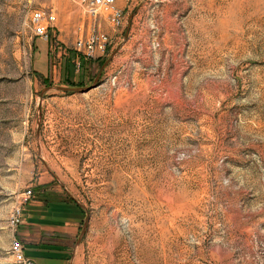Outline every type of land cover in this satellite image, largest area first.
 I'll return each mask as SVG.
<instances>
[{"label":"rangeland","instance_id":"1","mask_svg":"<svg viewBox=\"0 0 264 264\" xmlns=\"http://www.w3.org/2000/svg\"><path fill=\"white\" fill-rule=\"evenodd\" d=\"M115 5L0 0V264L28 189L79 211L73 264H264V0ZM92 32L109 45L85 59Z\"/></svg>","mask_w":264,"mask_h":264},{"label":"crops","instance_id":"2","mask_svg":"<svg viewBox=\"0 0 264 264\" xmlns=\"http://www.w3.org/2000/svg\"><path fill=\"white\" fill-rule=\"evenodd\" d=\"M48 45L46 44L45 47ZM44 48V55L46 51ZM79 211L70 203L59 200L44 204L30 201L23 211L19 240L30 241L25 255L36 264H73L72 243L79 223Z\"/></svg>","mask_w":264,"mask_h":264},{"label":"built area","instance_id":"3","mask_svg":"<svg viewBox=\"0 0 264 264\" xmlns=\"http://www.w3.org/2000/svg\"><path fill=\"white\" fill-rule=\"evenodd\" d=\"M83 9L84 13L92 18L106 15L110 22L116 23L121 17V12L116 8V0H74ZM56 16L51 12L42 10H33L29 13V26L32 35L47 43L49 51L63 52L64 49L59 44L56 36L57 28L55 26ZM109 45V38L105 34L92 32L85 40H79L75 44V51L80 53L85 59H91L94 56H100ZM32 190H26L22 196L17 199L8 217V226L10 228L18 227L23 220L24 207L33 199ZM9 251L15 264H36L32 259L25 255V248L19 239L14 238L10 244Z\"/></svg>","mask_w":264,"mask_h":264},{"label":"water","instance_id":"4","mask_svg":"<svg viewBox=\"0 0 264 264\" xmlns=\"http://www.w3.org/2000/svg\"><path fill=\"white\" fill-rule=\"evenodd\" d=\"M56 89L59 90V91H68V90H70V89H67V88H56Z\"/></svg>","mask_w":264,"mask_h":264}]
</instances>
